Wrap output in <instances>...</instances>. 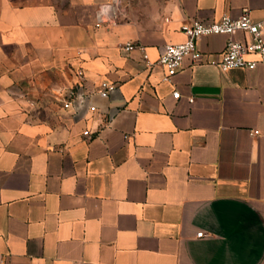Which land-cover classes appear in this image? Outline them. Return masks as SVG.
<instances>
[{"label":"crops","instance_id":"obj_1","mask_svg":"<svg viewBox=\"0 0 264 264\" xmlns=\"http://www.w3.org/2000/svg\"><path fill=\"white\" fill-rule=\"evenodd\" d=\"M112 4L0 0V264H264V60L222 71L213 34L156 63L194 19L264 32V0ZM79 69L92 95L64 108Z\"/></svg>","mask_w":264,"mask_h":264},{"label":"built area","instance_id":"obj_2","mask_svg":"<svg viewBox=\"0 0 264 264\" xmlns=\"http://www.w3.org/2000/svg\"><path fill=\"white\" fill-rule=\"evenodd\" d=\"M118 2L119 0H113L112 6L117 5ZM97 24L100 25V23ZM181 30L186 36L184 41L165 44L159 50V57L156 63L165 68L166 80H169L177 73L182 67L183 61L186 57H190L193 62H197L201 59L202 54L199 51L197 44L202 37L208 35L223 34L228 36L225 50L220 55L210 60L211 64L216 65L222 71L240 67L249 69L255 68L258 60L249 58V55L252 54H257L260 56L261 60H264V32L262 23L254 21L248 10H244L238 17L224 15L221 19L213 20L211 22L194 19L191 22L183 24ZM237 32H243L248 36V39H234L233 35ZM137 47L142 49L143 57L148 59L144 47L138 46L132 41L123 44L125 50H132ZM76 75L77 81L68 88L69 95H64L62 91L56 94L57 99L62 101V106L64 108H70L75 105V103L78 106L85 104L92 95L91 92L85 89L83 71L80 69L77 70ZM114 89V83L102 81L99 84L97 92L101 96L107 97ZM173 96L179 98L180 92H174ZM193 100V97L189 98L190 102H193ZM87 109L89 111H94L96 106L88 104ZM84 133L86 135L90 134L89 130H85ZM251 133L257 135L259 134V130H252ZM204 235V232L198 233V236Z\"/></svg>","mask_w":264,"mask_h":264}]
</instances>
